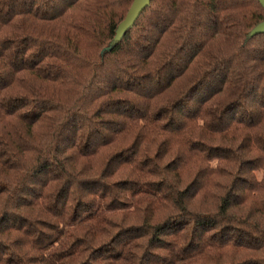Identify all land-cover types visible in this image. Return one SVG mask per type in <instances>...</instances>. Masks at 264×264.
<instances>
[{
	"label": "trees",
	"instance_id": "trees-1",
	"mask_svg": "<svg viewBox=\"0 0 264 264\" xmlns=\"http://www.w3.org/2000/svg\"><path fill=\"white\" fill-rule=\"evenodd\" d=\"M0 0V264H264L259 0Z\"/></svg>",
	"mask_w": 264,
	"mask_h": 264
},
{
	"label": "water",
	"instance_id": "water-1",
	"mask_svg": "<svg viewBox=\"0 0 264 264\" xmlns=\"http://www.w3.org/2000/svg\"><path fill=\"white\" fill-rule=\"evenodd\" d=\"M264 7V0H259ZM151 0H134L126 18L121 22L118 27L116 38L120 39L127 32L129 27H131L145 8L150 4ZM264 32V21L261 22L254 30L253 34Z\"/></svg>",
	"mask_w": 264,
	"mask_h": 264
}]
</instances>
